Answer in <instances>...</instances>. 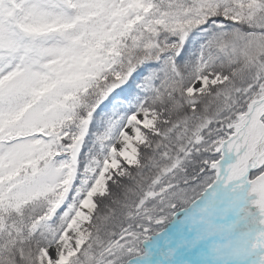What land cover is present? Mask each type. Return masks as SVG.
<instances>
[{"label": "snow or ice", "instance_id": "obj_1", "mask_svg": "<svg viewBox=\"0 0 264 264\" xmlns=\"http://www.w3.org/2000/svg\"><path fill=\"white\" fill-rule=\"evenodd\" d=\"M0 264H264V0H0Z\"/></svg>", "mask_w": 264, "mask_h": 264}]
</instances>
